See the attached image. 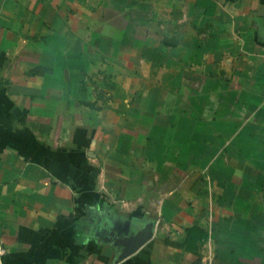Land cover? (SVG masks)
I'll return each instance as SVG.
<instances>
[{"label": "crops", "instance_id": "0c3cea01", "mask_svg": "<svg viewBox=\"0 0 264 264\" xmlns=\"http://www.w3.org/2000/svg\"><path fill=\"white\" fill-rule=\"evenodd\" d=\"M0 260L264 264V0H0Z\"/></svg>", "mask_w": 264, "mask_h": 264}, {"label": "water", "instance_id": "95a60500", "mask_svg": "<svg viewBox=\"0 0 264 264\" xmlns=\"http://www.w3.org/2000/svg\"><path fill=\"white\" fill-rule=\"evenodd\" d=\"M153 224H149L145 229H143L139 234L134 236L129 246L124 251L123 257L127 256L131 252L135 251L137 248H139L141 245H143L146 241H148L151 236L153 235ZM0 264L1 260H0Z\"/></svg>", "mask_w": 264, "mask_h": 264}, {"label": "rangeland", "instance_id": "374dc122", "mask_svg": "<svg viewBox=\"0 0 264 264\" xmlns=\"http://www.w3.org/2000/svg\"><path fill=\"white\" fill-rule=\"evenodd\" d=\"M93 75V74H92ZM98 78L99 80L101 79V78H103V79H108L107 81L108 82H111V75L109 74V73H107V71L106 72H104V73H99L98 72V74L97 73H95V76H90V78L91 79H93V78ZM95 78V79H96ZM106 92V91H105ZM112 92V91H111ZM106 93H110V91L109 92H106Z\"/></svg>", "mask_w": 264, "mask_h": 264}]
</instances>
